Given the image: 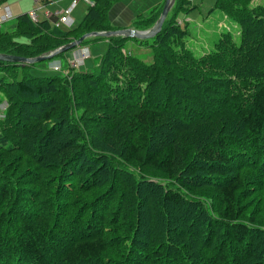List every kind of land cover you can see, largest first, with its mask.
<instances>
[{
    "label": "trees",
    "instance_id": "1",
    "mask_svg": "<svg viewBox=\"0 0 264 264\" xmlns=\"http://www.w3.org/2000/svg\"><path fill=\"white\" fill-rule=\"evenodd\" d=\"M91 1L70 29L17 16L0 53L119 29L118 0ZM195 7L175 0L159 33L133 38L150 62L121 36L85 39L106 51L67 75L0 61V264H264V6L216 0L237 29L201 56L177 18Z\"/></svg>",
    "mask_w": 264,
    "mask_h": 264
},
{
    "label": "rangeland",
    "instance_id": "2",
    "mask_svg": "<svg viewBox=\"0 0 264 264\" xmlns=\"http://www.w3.org/2000/svg\"><path fill=\"white\" fill-rule=\"evenodd\" d=\"M127 1L129 2V0ZM133 1L135 0H131L130 2ZM141 1H143L144 6H148V4L153 0H141ZM215 2L216 0H193L192 4L196 6L195 9L188 11L186 13L183 10H181L177 15L179 25L182 27L184 23L187 25V28L189 30V35L186 36L187 37L186 45L194 52L196 56H201L202 53H206L208 50L213 49L217 40H219L218 37H220L224 32H230V33L236 32L237 29L236 22L232 18L228 17L225 12L220 10L211 11V9H213V7L215 6ZM248 2H249V6H255V5L264 6V0H248ZM69 3L70 0H63L61 1V3H57V1L54 0V2L49 1L48 4L45 1V5H44L43 0H40L36 5L33 0H4V4L2 5H8L10 7L13 14V18L5 23H2L1 28L3 30L5 28L13 27L15 22L14 20L17 16L23 13H28L32 9H35L37 6H40L41 8H39L36 11V14L38 15V17L41 18L43 17L45 12L54 13L55 11L66 9L69 6ZM86 9H87V5L84 2L82 1L78 2V4L73 9L72 17L74 19V24L72 26L80 22V20L83 18L85 14ZM100 41L102 42V44H106V48H107V43L105 42L106 40L105 41L100 40ZM84 46L87 47V44L81 46L79 45L71 50H68L67 52L61 54L58 57L52 56L44 61L37 62L34 68L31 70V73L37 76L58 74V72H54V71L52 72L53 70L52 67L57 66L58 68H60L59 72L62 75H67L68 67H71L72 63L75 61L76 58L75 55L80 50V47H84ZM89 46L90 44L88 45V48ZM88 50L90 51V48ZM105 51L106 49L102 52V54ZM122 52L130 56L133 54L138 55L140 60L141 61L143 60V62H150L151 60V54L149 48L145 45H140L133 38L131 40L130 39L125 40V44L122 49ZM95 53L96 51L92 46L91 54L92 56H94V60H90L91 63L90 62L87 63L86 68H88L90 64H92V66H90L89 69L99 64L102 54L96 56ZM87 58L88 57L84 58L82 65L74 69L77 71H82V68L84 66V61ZM17 76L20 77L21 72L17 73ZM5 107H6V102L1 101L0 109L3 110L5 109ZM0 118H3L2 114H0ZM8 141L5 138V136L0 134V142H5L7 144Z\"/></svg>",
    "mask_w": 264,
    "mask_h": 264
},
{
    "label": "water",
    "instance_id": "3",
    "mask_svg": "<svg viewBox=\"0 0 264 264\" xmlns=\"http://www.w3.org/2000/svg\"><path fill=\"white\" fill-rule=\"evenodd\" d=\"M175 3V0H164L161 11L153 23L151 27L145 30H137L134 28H119L114 30H107V31H92L81 35L79 38L70 41L64 45L57 47L56 49L40 56L36 57H22L13 54L7 53H0V61L1 62H8V63H16L21 65L26 64H33L40 61H44L52 56H56L59 53L66 52L71 50L77 46H79L85 39L89 37H113V36H121L127 38H137V39H149L154 37L157 33L160 32L162 25Z\"/></svg>",
    "mask_w": 264,
    "mask_h": 264
},
{
    "label": "crops",
    "instance_id": "4",
    "mask_svg": "<svg viewBox=\"0 0 264 264\" xmlns=\"http://www.w3.org/2000/svg\"><path fill=\"white\" fill-rule=\"evenodd\" d=\"M45 1L47 4L49 1L54 2V0H43L44 5H45ZM55 1H57V3H61V1H63V0H55ZM130 1L131 0H129V2L127 0H118L115 3H113L111 8L109 9L108 19H109L110 24L113 27H115V28H134L132 26V23L137 16L146 14L149 10L159 7L164 2V0H153L148 4V6H144L143 1H141V0H135L133 2H130ZM144 8L147 10H145ZM103 41H105V40H103ZM92 46L94 47V50L96 51V53H95L96 56L101 55L102 52L106 49V44H102L101 41H98L97 43L91 44L89 46V48H90V55L89 56L90 57H88L86 59L87 61L86 60L84 61V66H83L82 70H88L89 67L92 66V64H90V66H88V68H86L87 63H89V62L91 63L90 60H94V56H92V54H91ZM61 60H62V58H61Z\"/></svg>",
    "mask_w": 264,
    "mask_h": 264
},
{
    "label": "built area",
    "instance_id": "5",
    "mask_svg": "<svg viewBox=\"0 0 264 264\" xmlns=\"http://www.w3.org/2000/svg\"><path fill=\"white\" fill-rule=\"evenodd\" d=\"M34 3L37 5L38 1L40 0H33ZM84 2L86 5H91V0H70L69 6L60 11H55L54 13L45 12L44 18L49 19L52 24L57 28H66L69 29L74 24V19L72 17L73 9L78 4V2ZM190 3L193 0H187ZM41 8L40 6H37L35 9H32L28 12L29 18L33 22H37L39 17L36 14V11ZM13 18L12 11L8 5H2L0 6V27L2 23H5ZM75 61L72 63L71 68H77L78 66L82 65L84 58L89 57V50L87 47H80V50L75 55ZM53 71H60V68L57 66L52 67Z\"/></svg>",
    "mask_w": 264,
    "mask_h": 264
},
{
    "label": "bare ground",
    "instance_id": "6",
    "mask_svg": "<svg viewBox=\"0 0 264 264\" xmlns=\"http://www.w3.org/2000/svg\"><path fill=\"white\" fill-rule=\"evenodd\" d=\"M124 38V37H123ZM126 38V37H125ZM153 38V37H152ZM129 39V38H128Z\"/></svg>",
    "mask_w": 264,
    "mask_h": 264
}]
</instances>
